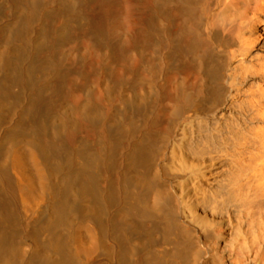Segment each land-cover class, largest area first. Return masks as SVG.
Instances as JSON below:
<instances>
[{
  "label": "bare ground",
  "instance_id": "obj_1",
  "mask_svg": "<svg viewBox=\"0 0 264 264\" xmlns=\"http://www.w3.org/2000/svg\"><path fill=\"white\" fill-rule=\"evenodd\" d=\"M0 264H264V0H0Z\"/></svg>",
  "mask_w": 264,
  "mask_h": 264
}]
</instances>
